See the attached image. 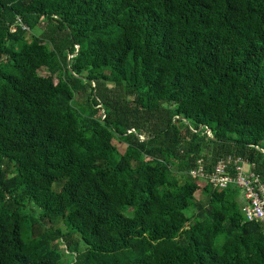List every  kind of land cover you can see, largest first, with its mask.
Masks as SVG:
<instances>
[{
  "label": "trees",
  "instance_id": "obj_1",
  "mask_svg": "<svg viewBox=\"0 0 264 264\" xmlns=\"http://www.w3.org/2000/svg\"><path fill=\"white\" fill-rule=\"evenodd\" d=\"M228 156L264 184V0H0V264H264Z\"/></svg>",
  "mask_w": 264,
  "mask_h": 264
},
{
  "label": "built area",
  "instance_id": "obj_2",
  "mask_svg": "<svg viewBox=\"0 0 264 264\" xmlns=\"http://www.w3.org/2000/svg\"><path fill=\"white\" fill-rule=\"evenodd\" d=\"M206 133L212 137L210 129H206ZM244 165L249 168L245 169ZM255 169V164L246 159L228 156L219 160L209 172L204 160L200 159L198 166L189 172V176L193 180H207L215 189H226L231 185L239 187L243 191L242 212L245 218L249 222L257 221L264 226V184Z\"/></svg>",
  "mask_w": 264,
  "mask_h": 264
},
{
  "label": "rangeland",
  "instance_id": "obj_3",
  "mask_svg": "<svg viewBox=\"0 0 264 264\" xmlns=\"http://www.w3.org/2000/svg\"><path fill=\"white\" fill-rule=\"evenodd\" d=\"M41 33V31L40 30H37L36 31V34L37 35H39ZM44 73H47V71H44ZM83 99H86V98H81L80 97V100H83ZM244 167H245V169H248L249 167L248 166H246V165H244ZM198 197H200L201 195H197ZM201 198V197H200ZM59 223H60V226L63 228V229H66V227H65V225L63 224V221H59Z\"/></svg>",
  "mask_w": 264,
  "mask_h": 264
},
{
  "label": "water",
  "instance_id": "obj_4",
  "mask_svg": "<svg viewBox=\"0 0 264 264\" xmlns=\"http://www.w3.org/2000/svg\"><path fill=\"white\" fill-rule=\"evenodd\" d=\"M69 60H70V58H69Z\"/></svg>",
  "mask_w": 264,
  "mask_h": 264
}]
</instances>
